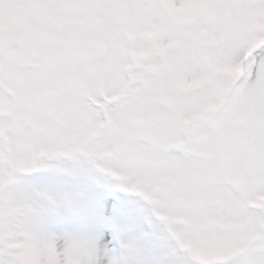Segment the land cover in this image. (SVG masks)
<instances>
[{"label": "snow or ice", "instance_id": "obj_1", "mask_svg": "<svg viewBox=\"0 0 264 264\" xmlns=\"http://www.w3.org/2000/svg\"><path fill=\"white\" fill-rule=\"evenodd\" d=\"M0 264H264V0H0Z\"/></svg>", "mask_w": 264, "mask_h": 264}]
</instances>
